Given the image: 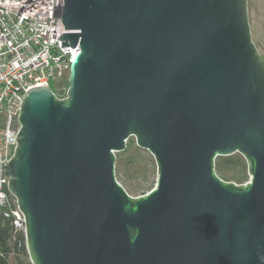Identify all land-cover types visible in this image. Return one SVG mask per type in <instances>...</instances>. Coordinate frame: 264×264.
Wrapping results in <instances>:
<instances>
[{"label":"water","instance_id":"95a60500","mask_svg":"<svg viewBox=\"0 0 264 264\" xmlns=\"http://www.w3.org/2000/svg\"><path fill=\"white\" fill-rule=\"evenodd\" d=\"M67 96L28 90L9 190L32 264H264V57L248 0H63ZM135 137L158 182L133 197ZM244 156L243 185L216 172Z\"/></svg>","mask_w":264,"mask_h":264},{"label":"built area","instance_id":"2783aa9c","mask_svg":"<svg viewBox=\"0 0 264 264\" xmlns=\"http://www.w3.org/2000/svg\"><path fill=\"white\" fill-rule=\"evenodd\" d=\"M62 6L63 0H0V219H11L24 232L25 216L9 190L6 164L19 143V116L28 90L66 83L80 53L79 44L62 46L60 36L74 32L62 22Z\"/></svg>","mask_w":264,"mask_h":264},{"label":"rangeland","instance_id":"374dc122","mask_svg":"<svg viewBox=\"0 0 264 264\" xmlns=\"http://www.w3.org/2000/svg\"><path fill=\"white\" fill-rule=\"evenodd\" d=\"M249 21L252 39L264 57V0H248ZM56 93L62 98L67 95L68 85L57 83ZM116 177L133 197L144 196L154 190L158 182V168L153 154L137 145L135 137L127 142V148L116 153ZM217 174L225 181L243 185L251 180L244 156L235 153L219 156L215 162Z\"/></svg>","mask_w":264,"mask_h":264},{"label":"trees","instance_id":"16d2710c","mask_svg":"<svg viewBox=\"0 0 264 264\" xmlns=\"http://www.w3.org/2000/svg\"><path fill=\"white\" fill-rule=\"evenodd\" d=\"M66 84L69 87V81ZM52 88L56 91L54 85ZM0 264H32L25 232L17 230L12 220L7 218L0 219Z\"/></svg>","mask_w":264,"mask_h":264}]
</instances>
